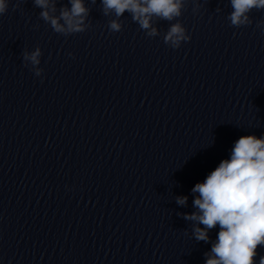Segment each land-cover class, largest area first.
I'll use <instances>...</instances> for the list:
<instances>
[{
    "label": "clouds",
    "instance_id": "clouds-1",
    "mask_svg": "<svg viewBox=\"0 0 264 264\" xmlns=\"http://www.w3.org/2000/svg\"><path fill=\"white\" fill-rule=\"evenodd\" d=\"M21 2L23 0H18L13 10ZM91 2L95 3V0ZM32 3L41 9L40 19L50 24L55 33L67 37L84 32L89 26L86 21L90 9L86 7L85 0H68L70 8L60 7L59 15L55 14L56 0H32ZM185 3L186 0H101L103 15L114 13L116 17L108 22L113 33L122 31L119 18L126 11L148 37L158 35V29L152 26L154 16L169 22L175 20L164 35V43L173 49L180 48L182 42L191 39L177 20ZM230 5L232 11L227 19L231 26L239 28L253 23L249 14L253 9H264V0H230ZM8 8L9 0H0V15L5 14ZM192 11L197 13V6ZM262 25L264 21H260L257 27ZM261 31L264 34V27ZM41 56L39 46L22 53L25 66L30 63L37 77H42L44 72L38 67ZM191 193L196 211L179 215L193 222L192 235L196 241L208 243L210 230L219 227L210 251L204 253V264H257L258 248L264 247V135L241 136L234 142L230 157L221 160L203 182H197ZM175 199L178 205H187L188 196ZM258 264H264V255H260Z\"/></svg>",
    "mask_w": 264,
    "mask_h": 264
}]
</instances>
